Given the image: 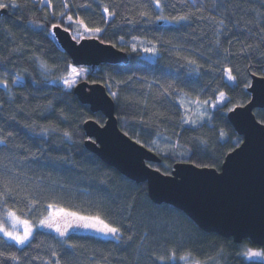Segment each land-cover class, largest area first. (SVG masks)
Here are the masks:
<instances>
[{
	"label": "trees",
	"instance_id": "obj_1",
	"mask_svg": "<svg viewBox=\"0 0 264 264\" xmlns=\"http://www.w3.org/2000/svg\"><path fill=\"white\" fill-rule=\"evenodd\" d=\"M61 2L53 0L57 10ZM68 2L73 5L71 13H83L89 26L104 29L98 40L128 54L127 64L88 66L83 80L119 90V102H114L119 129L160 159L147 165L164 174L171 173L177 162L218 170L225 155L242 140L228 121V108L246 104L253 73L264 74V0H161L162 10L155 9L151 0ZM84 3L92 8L78 7ZM105 6L117 12L108 24L102 19ZM186 14L189 22L182 26L167 22ZM158 15L167 21L157 20ZM30 20L44 21L39 6L28 3L0 10V79L8 82L7 89L0 86V139L6 142L0 145V172L17 177L12 186L18 193L6 206L23 217L27 201H39L35 212L25 217L35 224L46 214L43 206L49 202L81 215H100L121 227L122 240L75 232L62 238L34 229L40 234L21 251L0 235V264H53L55 260L60 264H161L162 256L164 264H186L179 257L189 253V262L250 264L239 253L248 248L262 251L264 245H253L248 239L235 243L201 230L181 210L153 203L145 183L126 178L85 148L84 122L93 119L102 125L105 117L92 113L72 89L62 86L71 60L53 35L46 34L47 28L38 29ZM132 45L137 51H132ZM153 46L155 59L148 61L142 55L150 54L144 49ZM188 59L200 66L196 72ZM41 63L51 70H42ZM223 67L238 69L234 91L216 79ZM17 78L23 87L12 83ZM168 84L176 89L175 98L162 95ZM214 89L230 98L227 108L207 107L199 117H192L199 121L195 128L181 126L180 96L195 99L199 93L202 99H210ZM254 114L264 125V109H255ZM65 131L71 140L64 138ZM69 244L74 247L69 249ZM173 251L177 259L170 262L167 257ZM13 255L17 261L4 259Z\"/></svg>",
	"mask_w": 264,
	"mask_h": 264
},
{
	"label": "water",
	"instance_id": "obj_2",
	"mask_svg": "<svg viewBox=\"0 0 264 264\" xmlns=\"http://www.w3.org/2000/svg\"><path fill=\"white\" fill-rule=\"evenodd\" d=\"M52 31L73 66L128 62L127 53L111 44H102L97 38L86 37L77 44L70 32L65 33L62 28ZM247 91L250 100L227 113L228 121L242 140L225 155L220 168L177 162L171 173L164 174L146 163H158L160 159L119 129L114 101L109 99L104 85L82 80L72 88L73 94L92 113L100 112L105 117L102 125L93 119L84 122L87 150L126 178L145 183L153 203L181 210L201 230L231 238L235 243L248 239L253 245L263 246L264 125L256 119L254 110L264 109V80L252 75Z\"/></svg>",
	"mask_w": 264,
	"mask_h": 264
},
{
	"label": "snow or ice",
	"instance_id": "obj_3",
	"mask_svg": "<svg viewBox=\"0 0 264 264\" xmlns=\"http://www.w3.org/2000/svg\"><path fill=\"white\" fill-rule=\"evenodd\" d=\"M31 3L35 6H39L40 10L44 13V21L41 23H37L36 20H30L29 23L34 25L36 28L45 30L47 28L46 34L55 35L52 30L60 29L65 33L70 32V30L74 31L76 35L73 36V39L77 44L80 41L84 40L86 37L97 38L98 34L103 32L104 29L101 27H91L83 19V13L77 15L71 13V5L68 0H62L61 7L57 10L56 6L53 3V0H0V10H6L11 8L13 10L19 9L22 4L27 7V4ZM151 4L154 5L155 9L162 10L163 6L161 4V0H151ZM78 7L83 8L85 10L91 9V3H84L79 5ZM144 7H148L147 4ZM199 10V9H197ZM117 12L114 10H110L109 7L105 6L103 8V23L108 24L111 20L115 18ZM140 15L143 17L146 15L145 12H140ZM157 20H165L166 17L161 15L157 16ZM170 23H174L182 26V22H189V15H179L172 18L171 21H167ZM219 23L222 25L224 23L223 20H220ZM123 39V38H121ZM100 43H104L103 40ZM219 44V41L216 42ZM111 47L115 48L116 45L113 44ZM80 51L79 49L77 50ZM132 51H137L136 45H132ZM145 52H149L152 55L156 54L155 46L152 48H145ZM245 49H241L243 53ZM85 55L91 54L88 52L84 53ZM232 55V53H229ZM226 59V57H225ZM187 63L189 65H196V61L192 59H188ZM41 69L44 71H50L51 69L44 63L40 65ZM199 65H196V68H193L192 71L196 72V69L199 68ZM68 74L61 78V82L63 86L67 89H71L75 87L78 83V80L84 76L87 72V69L77 68L72 65L67 66ZM238 72V69H233L232 67H223L219 76L216 77L220 86L228 89L229 91H234L237 85L238 76L234 73ZM199 76V73H196ZM256 75V73H253ZM259 78L264 80V74L260 75ZM132 77H129L131 80ZM13 84H19L20 87H23V83L19 81V78L12 81ZM126 83V82H125ZM0 86H3L5 89L8 88V82L6 80L0 79ZM250 87V85H248ZM109 88L112 87L111 84L108 85ZM205 91L201 89V92ZM216 94L214 97L210 99H202L197 93L195 99H186V95H181L179 98L180 107L184 109V114L180 115L181 126L189 125L190 127L195 128L199 121L192 119V116L187 115V113L191 112L192 115H199L201 112H205L207 107L215 108L217 105H223V107L227 108L228 103H230V98L225 95L224 91H219L218 89L213 90ZM176 93V89L172 84H168L165 87V91L162 95L167 98L169 95H173ZM109 99L114 102H119V90L110 91ZM239 106V105H237ZM234 108H228L229 112H233ZM203 119V117H201ZM94 122V121H93ZM63 136L67 140H71V134L68 131L63 133ZM221 138H223V133H221ZM95 143V141H93ZM6 142L4 139H0V145H5ZM143 147V145H141ZM194 167L196 165H193ZM14 181H17V177L13 175H9L6 172H0V207L3 208V211H0V235L3 236L4 240L12 241L15 245L20 246L19 250L23 251L25 247L31 246V243L35 240L36 235L40 234L38 232H34V229H50L55 231L60 237H65L68 233L69 228H83L86 230H90L96 232L103 237H111L116 240L118 243L122 240V231L121 227L113 226L111 223L106 222L105 219L101 218L100 215H81L77 211H71L66 209L63 206H59L57 203L49 202L43 206V214L41 218H39L38 224L33 223L30 219L25 218L29 213L35 212L37 209V205L39 201L33 202L32 200H28L26 204L27 211L24 216L18 214L17 210L9 209L6 205L8 201L11 199L15 201L16 189L12 186ZM129 240H132V237L129 236ZM2 243V241H0ZM11 247V245H9ZM69 249L73 248L74 245H67ZM68 256H71L70 252L65 253ZM241 256L247 258L250 264H264V250L262 251H254L251 248L246 249L245 251L239 253ZM3 255V254H0ZM56 254L53 253V256ZM191 253L187 255H182L179 257L181 261L186 262V264H201V262L197 259H193L189 262V256ZM5 260L17 261L16 256H5ZM177 259L175 255V251L173 254L167 257V260L173 262ZM161 264H164L165 257H160ZM53 264H60L59 260H55Z\"/></svg>",
	"mask_w": 264,
	"mask_h": 264
},
{
	"label": "rangeland",
	"instance_id": "obj_4",
	"mask_svg": "<svg viewBox=\"0 0 264 264\" xmlns=\"http://www.w3.org/2000/svg\"><path fill=\"white\" fill-rule=\"evenodd\" d=\"M74 35H76V33L75 32H73L72 33V36H74ZM142 57L144 58V59H146V60H148V61H154V59H155V56L154 55H150V54H144V55H142ZM73 66V65H72ZM74 67H77L78 69L79 68H84V69H87V72H86V74L84 75V76H82L79 80H78V82L79 81H82L86 76H87V74L89 73V68H87V67H85V66H74ZM61 84H62V82H61ZM62 86H63V84H62ZM64 87V86H63ZM65 88V87H64ZM65 89H67V88H65ZM72 89V88H71ZM106 89H107V91H108V93L110 92V91H113L112 89H110L109 87H108V84L106 85ZM217 106H220V105H217ZM216 106V107H217ZM211 108H213V107H211ZM200 115V114H199ZM199 115H197V117H199ZM190 116H196V115H192V113L190 112ZM38 224V223H37ZM44 230H48V231H51V232H54V233H56L55 231H53V230H50V229H44ZM68 232H75V233H83V234H90V235H94V236H97V237H100V238H105V239H112L111 237H108V238H106V237H103L102 235H100V234H98V233H96V232H93V231H90V230H86V229H83V228H69L68 229ZM57 234V233H56ZM58 235V234H57ZM2 236V235H1ZM10 242H12V241H10ZM14 243V242H13ZM252 250H254V251H259V250H257V249H253V248H251Z\"/></svg>",
	"mask_w": 264,
	"mask_h": 264
}]
</instances>
